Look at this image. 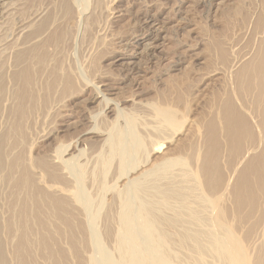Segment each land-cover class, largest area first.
Segmentation results:
<instances>
[{"label":"rangeland","instance_id":"rangeland-1","mask_svg":"<svg viewBox=\"0 0 264 264\" xmlns=\"http://www.w3.org/2000/svg\"><path fill=\"white\" fill-rule=\"evenodd\" d=\"M61 1L29 0L27 2V0H0V141L2 140V135L4 132L8 130V133L11 130L10 127L12 126L13 121H15V111L18 113L22 112L20 110L22 109L21 107L20 109H17L16 107V95L18 89L22 87L24 83V78L26 76L32 75V78H35L37 81V84L34 86V90L36 89V94L34 96L36 101L33 100L34 102H31L33 111L29 108L25 109L26 112L24 111V114H29H25L26 117H24V119L22 118L24 114L20 117L23 119L25 128L23 124L21 125L22 120L20 118L17 120L18 123L16 122L17 125L19 124L24 128L23 132H25V134H20L22 130H18V126L16 125V131L14 129L12 134H10L11 132L9 133V135H12L13 137L10 136L6 140L3 138L5 145H3L4 142L2 140L1 143L3 142V147L0 143V146L2 147H0V149L3 150V148H5V150H3L4 153L9 152L8 154L11 153V156L13 154H20L19 152L22 151V156L23 158L25 156V159L23 160L22 158L21 161L24 164H27L24 161H28L29 165H27L29 167L27 165L25 167L23 163L21 166H24L28 171H31V174L29 171L30 178L34 179L35 177V179L32 181L34 183L37 182L35 183L37 185H34L38 188L41 187L40 189H45V192L48 191L47 194L53 193V195L50 194L53 197L60 196V198H65L66 202L69 201L68 204L70 205L68 207L77 215V218L79 219L78 226H82L84 233L81 232L77 235H80V237L76 238V235L74 237L79 239L78 243L80 242L79 245L77 243V251L79 250V256L77 255V257L79 259L77 257L74 258V256H76L74 250H69L68 244H70V241L67 242L68 240L64 239V237L55 240L58 241L55 246L62 249L68 255L69 259H67V263L72 261L71 264H79L78 262H80V264H87L90 258H92L91 260L94 261H92L93 264H107V261L110 260L111 264H117L121 256V252H119L121 249L115 250L116 248H120L118 247V240L116 241V238L118 239V235L121 236V234L116 233V231L120 233L121 229H119V227H122H118V224L121 221L119 220L120 222H118L117 219H119L118 217L123 216V214L121 215L123 211L124 214H126V211H128V213L131 211V208L125 207L129 206L126 205L127 200L128 204H130V202H132L131 205L135 203L132 205V209L135 207L132 212L136 210L133 212V215L137 217V219L130 212L134 217V220H132L131 217L132 224H134L133 227H137H134L135 233H140V229L138 230V228L140 227L139 223H142L139 221V218L140 215H143V213L139 214L138 211H146V215H148V212L149 214L155 212L156 214L152 213L153 218L154 215L157 217L159 213H163L162 215L159 214L157 217L158 219L162 217L165 218V216V219H169V216H171L172 218L169 219L170 221L164 219V224H167L166 227H164V224H162L164 221L161 223L159 220L162 224L160 226L164 227L161 228V230L164 229V234L168 229V222L172 224L173 222H177L179 220L180 222L185 221L183 223L178 222L181 227L176 225V223L173 225L169 224L174 232L171 231L170 226V230H167L169 231L168 233L172 232L170 233V237L175 236V241H173L172 237V240L169 244L174 242V244L171 246L174 247L176 243L177 244L175 247L179 246V249L178 247L172 249L173 247L170 246L171 250L168 247L170 252L173 254L174 252L176 253L178 249L177 252L179 253H176L178 256L175 254L177 256L175 261L178 262V260H183L184 262L186 256H189L193 250L191 243L193 240L191 238L194 234L191 233V230L189 229L191 224L195 227L197 226L196 228L191 227L193 231L195 229L196 233H194L198 235V233L202 231L200 233L202 235V239L201 235L200 239L202 241H205L206 239L207 241L208 238L203 236V229L205 232L204 235L206 236H209V232L210 234H212L211 232L215 233L213 231V226L211 225L212 223L209 224L213 217L212 214H214V211L212 212L211 208H209V211L206 210V208L209 206L206 203V207H204L205 201L200 203L198 202L199 204L196 202V198L200 194L198 190L195 189L196 191H194L193 188V190L191 189V194H194L193 192L196 194L198 191V196L195 195L193 197L191 196L190 198L189 196L185 195L187 190L183 188L182 184H184V187L185 184H190L192 187L191 182H187L190 181L187 179L188 175H182V173L187 170V167L181 164V162H176L178 164H175V162L169 164L165 163L163 165L161 163L162 166L159 167H167L168 165L169 168H167L170 172H168L166 169L162 170L164 172L163 174H160V168L157 169L155 165L165 159V156L172 157L177 155L179 152L181 155L186 153H188L186 155H189V153L192 155L194 153L196 156L195 157L192 155L194 158L189 155L191 160L189 163L191 162L190 165L193 164L194 166L192 168L188 164V167L192 169L196 168L198 163H200L202 160L201 154L203 151L200 149L204 150L206 146V139L203 135V133H205L204 131L206 125L211 124V127L213 125L220 127L218 118H216V113L219 109L221 110L223 107H225L226 109L228 108L233 111L232 115L234 116H232V118L234 120L236 119L234 125L241 126L238 124H241L243 121H245L248 127L245 131L243 130L237 132L236 139H233V137L228 138L227 136L228 143L223 145L220 161L218 160V165L220 166V177L219 179L207 177V180L210 184V187L215 186L217 189L219 188L218 190H222L225 186L231 187L233 184L234 189L231 194L228 193V188V191H223L225 197L222 198L220 205L222 209H224V214L226 212L225 217L226 219H229V223H233V225L235 224V226H233L235 230L237 229L236 231L234 230L235 233L238 232L239 237H246L244 240L247 239V241H249V243L245 241L248 248L252 245L251 248L248 249L249 253L251 252L250 254L252 255L255 254V257L260 254L259 257L263 258H261L263 264L264 165H262V161L264 162V157L262 156L264 155V137L262 139L260 138L263 135L260 134L257 127L259 114L254 111L256 110V106L254 109L255 104L253 103L252 96L250 92H248L247 84L245 83L247 82V74L245 73V70L247 69L246 65L253 59L252 56H254V58L257 56L255 54H257L256 51H258L256 49H259L258 45L260 41L262 42L263 40L261 44L264 43V0H63V3L66 4V7L64 9L63 6L61 9H64L65 12L64 10L61 11V9H57L60 8L58 7V3ZM21 3H24L23 6H21ZM20 6L23 8H20ZM9 8L14 9L12 11V9L10 10ZM46 12H48L47 15H49L48 26L45 29L40 30L38 33L32 34V37L26 38L27 33H29L31 29L33 31V29L36 28L34 25H36V23L42 19V17L44 18L46 16ZM29 24L31 26H28ZM146 35H148L147 37L150 35V37L153 38L151 39L152 41L145 40L143 43L141 42L142 44L135 42L137 38L146 37ZM261 44L259 46H261ZM153 45L154 47H152ZM28 52H34V56L37 58L39 57L38 60L40 61L38 62H41L40 57H42V62L37 63L36 58L30 59L32 61L31 62L29 60L30 63L29 61L16 63V55L18 53L27 54ZM123 54H129L132 58L128 57L126 59H118L120 56H123ZM112 59L115 60L113 61ZM30 64L31 67L29 68L28 66ZM17 75L18 79L16 77ZM47 83L49 84V88L46 91L45 88ZM23 94L21 93L22 98L24 97ZM24 100H26V97H24ZM155 102L157 105H160L161 103L164 105L165 103L172 106L176 112V115H178L176 116V122L170 124L162 120L163 118L159 117L155 113L153 105L151 107V103L155 104ZM116 104H118V106ZM19 114L17 117H19ZM237 115L239 118L241 116L243 119H241L242 122L239 121L240 119ZM232 120L231 123H233ZM131 121H133L131 125L133 124L134 126L129 124ZM202 123H206L203 128ZM20 126L19 128H22ZM217 127L215 131L213 126L211 128L212 132H218L219 135L221 134V138L224 139L223 134ZM91 129L92 131H90ZM17 130L20 133H17ZM117 131H119L120 135ZM120 131L129 132L126 134L128 136H126L127 139L130 136L133 138L134 133L136 134L135 136L138 137H134L132 140L129 139L131 141L129 144L128 140V142L123 141L126 140L125 132L122 133ZM116 133L118 138L115 137ZM213 133H211V136L213 138L215 135V139L216 134ZM20 135H24V137L22 136L23 140L21 139ZM120 136L122 138H120ZM114 137L117 138L116 141ZM139 137L142 139L140 140ZM13 138H18L20 141H22H18V143H21L18 145L16 142L18 139L16 141L14 140L18 145L17 146L15 144L16 149L13 148L14 146H11L14 145L13 143H15L13 140V142L10 141V139ZM119 138L122 141L118 143L117 141H119ZM134 139H136L138 143ZM6 142L9 143V145L11 144V150L9 149L10 147L7 148L8 144ZM116 142L119 146H116L115 148V145H117ZM134 142L137 144H134ZM122 143L124 144L123 147ZM125 143L126 146L129 147V150L126 149ZM138 144L140 146L143 145L144 147L139 146L136 148ZM59 147L61 149H59ZM130 147H135L133 151H135L137 155H132L135 153ZM186 147L187 150L185 152ZM6 148L11 152L9 150L7 151ZM113 148L117 149L119 152L117 153V150ZM182 149L184 151H182ZM15 150L18 151L15 152ZM120 151H122V153H125V151L130 152H126L124 156ZM119 154H122L123 158L122 155L119 156ZM56 155L58 157H56ZM251 155L254 157H251ZM199 156L201 157V160L198 161ZM247 157H250L251 159H248ZM42 158L43 160L45 158L48 161L47 164H52V166L49 164L50 167L54 166L56 168L57 172L63 178V182L55 183L52 179H50L49 176L48 179L52 181H48L45 175L42 174L44 172L42 170L43 168L41 169L42 172L40 170V166H42L43 163ZM72 159H74V161ZM102 159H104V161ZM246 159H248V161ZM40 160H42V163L39 165L38 163H40ZM68 160L70 161L66 163ZM34 164H36V166ZM66 164L68 166H66ZM170 164H172V166H170ZM173 164H175V166H173ZM38 165L39 168H36ZM74 165L76 168H78V165H80L78 170H81L80 168L82 166L81 172L77 170L79 175L76 172ZM261 165L263 167H261ZM70 166H73L75 170L70 168ZM184 167L186 168L184 169ZM38 170L40 172H38ZM242 172L243 180L244 177L245 179L247 177V179L250 178V180L253 182L250 188H247L248 191L245 190L246 188H244V186L238 183L241 177L240 174ZM181 175L183 178L186 177V182H178H182L184 180H179L180 178L182 179ZM42 176H44L43 179ZM178 176L181 177L179 178ZM81 177L82 180H80ZM170 179L172 181L174 180V184L176 181L175 186L172 184L173 182ZM215 179H217V181ZM240 180H242V178ZM135 182H137V185H139V189H137V185L135 187ZM146 182L149 183L147 184ZM226 182H229V185H227ZM0 183V187H2V189L0 188V193H2L0 195V214H2L4 209L7 208H5V206L11 205L9 204L11 198L9 196H6V198L5 195H7L6 193H8V189L11 190L10 188L12 187L9 186L7 189L8 184H10L9 182L0 181ZM2 183L5 184L3 185ZM132 183H134V185H132ZM142 183H144V186H142ZM157 183L162 185L160 186V189ZM167 183L170 184V186H173L172 188H174L176 193L181 192L182 190L181 193H184L185 196L173 192L172 188L168 186ZM130 184L137 190L135 188L130 189ZM75 185L79 187L75 189ZM149 185H151V189L149 188ZM177 185H179L180 189H178ZM190 185H188V187ZM152 186L157 189L155 190ZM167 186L171 188L169 191L173 192V196L174 194H176V196L180 195L188 198V201L190 198V203L186 198H183L184 200L179 201L180 197L178 198L176 196H174V198L176 197V199H178H175L176 201L173 200L174 198L169 199L170 197H167V195L170 194L169 196H171L172 194H165V191L168 192L166 190L168 189ZM3 187H5V189ZM52 187L59 189L65 187V189L70 190L67 192L65 189V191L56 190L58 192L57 193L55 188L53 189ZM163 187H165V191L162 190ZM207 188L209 189V187ZM79 189L80 191H78ZM82 189L84 190L82 191ZM74 190L78 192H75ZM139 190L142 191V193L140 191L141 195H138ZM153 190H155L154 192L156 193H154ZM120 191H122V193ZM157 191L163 193L160 194L162 196L165 194L166 197L162 198L158 194L160 197L158 200V196H155L157 193H159ZM135 192H137V195ZM187 192H190V190L188 189ZM78 193H80V195ZM143 193H149L146 194V196L148 197L150 195L151 197L149 196L148 199ZM127 194L129 196L126 197ZM186 194L190 195V193ZM80 196L81 199H79ZM120 196L125 199V206L119 202V200L121 202L123 201ZM141 196L146 199V201L143 200V202L145 201V204L140 202L139 205L142 204L147 206L146 204H148L147 210H145L144 206L143 209L142 205H138V202L141 200L137 198H140ZM4 197L6 199H4ZM142 197L140 199H143ZM154 198L157 201H153L155 200ZM194 198L196 200H194ZM90 199H92V202H90ZM160 200L162 202L164 200H170L171 202H174V207L172 206L173 203L168 201L167 204L170 203L169 207L168 205H165V201L161 205L159 204ZM3 201L6 202V204L3 203ZM178 201L182 203V206L181 204L180 206L177 204ZM183 201H187L186 203H189L190 205L192 204V207H195L196 205L194 204L196 203L197 206L202 205L201 203H203L202 206L205 208V210H203L202 207V210L197 209V206V208H194L197 209L196 211L193 210V208L192 210L195 211V213L199 210L198 214L201 210V212H204L201 215L204 214L210 218L209 219L204 216L206 221L209 219L207 221L208 223L204 221L205 228H203L204 226L201 225L203 224V221L200 218L203 219V216L200 214L197 215L196 213V216H201L200 218L197 217L201 220L199 221L201 224L192 220L193 216L191 213H189L191 211L187 209L185 206L186 203ZM194 201L196 203H194ZM154 202L158 204H155ZM91 204H93V206ZM150 204H152V206ZM176 204L178 205L177 207H180L179 209L176 208ZM18 205L20 204L18 203ZM18 205H15L16 207H8L9 209L7 208L5 210L7 212H4L5 215L4 213L1 215L0 222L2 223L0 224H3L6 220L4 216L7 218L10 215L8 211L12 210L14 207L17 209ZM183 205L186 207L188 212L185 211L186 209L181 208ZM190 205L189 207H191ZM151 207H155L153 208L154 210L152 209L153 211H148ZM140 208H142L143 211ZM164 208H166L167 212ZM167 208H170V210L174 211L175 213L184 209L183 212H186V214L188 213L190 215V219H188V214L187 216L186 214H183V217L186 216L184 217L185 220L182 217L177 220L179 217L178 215L182 216V211H180V213L178 212L179 214L176 213L177 215L175 214L174 217L177 218L175 219L173 217L174 214ZM174 208L178 210L175 211ZM125 209L128 210L125 211ZM93 210H95V213ZM88 211L89 213H87ZM119 211L122 212L120 213ZM206 211L210 212L209 216L207 215ZM236 212L237 214H235ZM86 214L91 216L88 217ZM94 215L97 217H94ZM160 215L162 217H160ZM143 216H145V214ZM143 216H141V220H143ZM88 218H90V220ZM174 219L176 221H173ZM133 221H136L137 223H133ZM186 221L188 222L186 223ZM193 221L195 223H192ZM135 223L136 225L138 224L139 227L136 226ZM182 225L187 227L189 225L188 230L190 231L188 232V230L183 229L184 226ZM209 225H211L210 228ZM198 226L200 227L198 228ZM173 227L175 228L173 229ZM117 228L118 230H116ZM175 229L178 232L181 229L186 230L187 232L180 231L182 232L181 234ZM206 229H209V231ZM110 231H112V233ZM175 231L178 234L175 233ZM18 232H15V234L13 233L14 235H9L5 232H1L0 234V240L4 243L3 245V243L0 242V245L2 244V247H6L5 251L7 255L5 254V256L9 258L8 259L5 257L4 262L7 264H14V261L11 259L13 250L11 251L10 247L11 245L14 247L13 243L15 241L18 242L16 240L18 234H20ZM107 232H109V234H107ZM185 233H188L189 235ZM140 234H138V236L136 234L138 238H136L138 241L137 244H140L138 245L140 247L145 246L146 248L144 247V249H147V246H150L151 244L147 238L149 236L145 235L147 233ZM143 234L144 236L142 238ZM183 234L184 237L185 235L188 237L185 242H190V246H188L189 244H186L185 242L184 243L186 246L185 244H183V246L180 245L178 243L179 240L176 242V240L179 239L176 238V236L181 238V236L183 237ZM139 235L142 239L139 237ZM190 235L191 238L189 239ZM88 236L90 238L92 237L93 240L90 238L88 239ZM95 236L100 238H96ZM145 237L148 239H146L148 241L147 243ZM169 238H167L168 241L171 239ZM91 240L94 242L93 244ZM204 241L201 243L202 245L204 244ZM96 243L99 245V247L96 245ZM142 247L140 249L144 250ZM151 247L152 246H150L151 251H148V249L145 251L149 253V257L152 254L153 257H155L157 254V257L160 251H157V253ZM181 248L186 250L183 251ZM254 248L255 251L257 248L259 250L257 249L258 251L255 253ZM100 249H102L101 255ZM187 250L191 251H189V255H187ZM93 251H96V254H94ZM109 252L110 254L108 255ZM150 252L152 253L151 255ZM182 252H186V256H184L185 254H182ZM90 253L91 257H89ZM145 253H143V255L147 256V253ZM104 254L105 256L107 254L106 258H103ZM111 254L112 259L115 258L116 260L110 259ZM173 254V258H176ZM179 254L182 255V258L180 259H178L180 257ZM108 256L110 258H108ZM206 257L209 259L211 258V256ZM42 259L43 258H38L36 262L39 261L41 264H47L45 261H43L44 259ZM74 259H82L83 262L81 263L82 260H77L75 262ZM105 259H107L106 262ZM188 259L190 258H187V260ZM209 259H207V261ZM39 262L37 263L39 264ZM172 262L174 263V261ZM183 262H178V264H183ZM208 262L213 263L215 261H213L212 258V260L210 259ZM188 264H190V262Z\"/></svg>","mask_w":264,"mask_h":264},{"label":"bare ground","instance_id":"bare-ground-1","mask_svg":"<svg viewBox=\"0 0 264 264\" xmlns=\"http://www.w3.org/2000/svg\"><path fill=\"white\" fill-rule=\"evenodd\" d=\"M29 0H27V2H28ZM61 1V0H60ZM17 2V1H16ZM16 2H13V3H16ZM23 2H25V1H23ZM12 3V2H11ZM18 3V2H17ZM26 3V2H25ZM22 4V3H21ZM20 4V5H21ZM24 4V3H23ZM23 4L21 5V6H23ZM11 6V5H10ZM19 6V5H18ZM20 6V8H23V7H21ZM64 6V9H65V7H66V4H64L63 3V0L60 2V3H58V7H60V8H57V9H61L62 7ZM16 7V6H15ZM5 8V7H4ZM8 8V7H7ZM19 8V7H18ZM10 9V8H9ZM12 9V11H13V9L14 8H11ZM10 9V10H11ZM47 9V8H46ZM64 9H61V11H63ZM44 10V9H43ZM47 11V10H46ZM64 12H65V10H64ZM0 13H1V11H0ZM8 13H9V11H8ZM42 13L44 14V12L42 11ZM47 13L48 12H46V16L43 18L42 17V19H38L39 21L36 23V25H34V27H36V28H34L33 29V31H32V29H31V31L29 32V33H27V35H26V38H30V37H32V34H36V33H38L40 30H42V29H45L47 26H48V24H49V15H47ZM38 14V13H37ZM40 15V14H39ZM44 16V15H43ZM151 16V15H150ZM36 19V18H35ZM53 19V18H52ZM37 20V19H36ZM152 23V22H151ZM31 24H33V23H31ZM25 26V25H24ZM28 26H31L30 24L28 25ZM27 26V27H28ZM26 27V28H27ZM24 28V27H23ZM22 28V29H23ZM153 28H155V27H153ZM154 30H157V29H154ZM23 32V31H22ZM35 36V35H34ZM148 35H146V37H141V38H137L136 40H135V42L136 43H140V44H142L143 43V41H145V40H151V39H153V38H151L150 37V35H149V37H147ZM152 36V35H151ZM163 38V37H162ZM155 39V38H154ZM264 39V38H263ZM152 41V40H151ZM151 41H149V42H151ZM142 42V43H141ZM262 42H263V40H262ZM261 41H260V43H259V45L262 43ZM146 44V43H145ZM144 44V45H145ZM156 45V44H155ZM258 45V47H259V49H256V50H258V51H256V53L257 54H255V55H257V56H255V58H254V56H252V60H251V62H249L247 65H246V70H245V73L247 74V82H245L246 84H247V89H248V92H250V94H251V96H252V100H253V103L255 104H253L254 105V109H255V106H256V110H254V111H256L258 114H259V120L257 121V127H258V129H259V132H260V134H262L263 136L262 137H260L261 139L264 137V50H263V47H264V43L263 44H261V46H259ZM157 46V45H156ZM140 47V46H139ZM143 47V46H142ZM152 47H154V45L152 46ZM149 48V47H148ZM151 48V47H150ZM143 50H144V48H143ZM121 52V51H120ZM33 53V54H32ZM131 53V52H130ZM129 53V54H130ZM139 53V52H138ZM129 54H127V55H124L123 54V56H120L118 59H126V58H130L131 57V55H129ZM133 55V54H132ZM37 57L36 56H34V52H28L27 54L26 53H18L17 55H16V63H22V61L24 62H27V61H29L30 59H36ZM116 58V59H117ZM132 58V57H131ZM39 59V57L36 59L37 61V63H41L42 62V57H40V59H41V62H38V61H40V60H38ZM117 59V60H118ZM113 60V59H112ZM115 60V59H114ZM113 60V61H114ZM31 61V60H30ZM30 61H29V63H30ZM121 61V60H120ZM119 61V62H120ZM123 61V60H122ZM32 62V61H31ZM123 62H125V61H123ZM128 63V62H127ZM132 63V62H131ZM33 64V63H32ZM129 64H130V62H129ZM245 66V65H244ZM29 68L31 67V64L28 66ZM27 67V68H28ZM17 77V79H18V75L16 76ZM35 79V78H34ZM34 79L32 78V75L30 76H26L25 78H24V83H23V85H22V87H20L19 89H18V92H17V102H16V107H17V109L19 108L20 109V107L22 108V109H20L22 112L19 114L18 112H16L15 111V114H16V116H15V114H14V120L15 121H13V124H12V128L10 127V132H8L7 133V131H5L4 132V137H3V135H2V140H3V138L6 140L7 138H9L10 136H12V135H9V133L10 134H12V132L14 131V129H15V131H16V125H17V120L24 114V111H25V109H31L32 111H33V107L31 106L32 104H31V102H34V101H36V98L34 97L35 96V94H36V92H35V90H34V86L37 84L36 82V79H35V81H34ZM46 83V82H45ZM28 88V89H27ZM48 88H49V84L47 83V85H46V88H45V90L47 91L48 90ZM97 88V87H96ZM21 93L23 94V93H25V94H23L24 95V97H26V100H24V97L22 98L21 96ZM100 93V92H99ZM105 93V92H104ZM35 98V99H34ZM95 99V98H94ZM34 100V101H33ZM109 100V99H108ZM112 100V99H111ZM107 101V100H106ZM90 102V101H89ZM100 102V101H99ZM114 103V102H113ZM105 104V103H104ZM158 104H160V103H158ZM162 104V103H161ZM157 105V103L155 102V104H153V103H151V107H152V105H153V108H154V110H155V113L159 116V117H161V118H163L162 120H164V121H166V122H168V123H174V122H176V116H178V115H176V112H175V110L172 108V106H170V105H168V104H165L164 103V105L162 104V105ZM34 105V104H33ZM115 105V104H114ZM117 106H118V104H116ZM27 107V108H26ZM30 107H32V108H30ZM109 109H111V108H109ZM118 109V108H117ZM31 110H29V111H31ZM153 110V109H152ZM28 111V110H27ZM119 111H120V109H119ZM118 111V112H119ZM26 112V111H25ZM100 112V111H99ZM106 112V111H105ZM32 113V112H31ZM30 113V114H31ZM116 113H117V111H116ZM232 113H233V111L232 110H230V109H226L225 107H223L221 110L219 109L218 111H217V113H216V118H218V122L220 123L219 125H220V127L218 126L217 127V125L215 126V125H213L214 126V130L216 129V127L219 129V131H221V133L223 134V137H224V139L223 138H221V134L219 135V133L218 132H214L215 134H216V137H215V139H214V136H213V138H212V136H211V133H213L212 132V127H211V124L209 125H206V123L205 124H203V126H202V128L204 127V125H206V128H205V133H203V135H204V138L206 139V146H205V148H204V150L203 149H200V150H202L203 152H202V160H201V157L199 156L198 157V161L199 160H201V162L200 163H198V166L196 167V168H194V169H192L193 168V164L192 165H190L191 164V162L189 163V161H191L190 160V156H192V155H194V153L192 154V155H190L191 153H189V155H186V154H188V153H186V154H180V152L177 154V155H174V156H172V157H167V156H165L166 158L165 159H163L162 161H160L159 163H160V165H159V163L157 164V165H155V167H157V169H159L160 167L159 166H162L163 164H169V163H172V162H175V164H178V163H176V162H181V164H183L184 166H186L187 167V170L185 171V172H179V173H182V175L183 174H186V176L188 175V178L187 179H189L190 181H187V182H191V184H192V187H191V185L190 184H188V185H190L189 187H188V185L187 184H185V187H184V184H182L183 185V188H185L187 191H188V189L190 190V192H187L186 191V193H190V195H188V194H186L185 193V195L186 196H189L190 198H191V196L193 197V196H195V195H197V194H199V192H200V194H199V198L197 197H195L194 198V200H196V202L198 203H200V202H204L205 201V205H204V207H206V203H207V205L209 206L208 208H206V210H208L209 211V208H211V210H212V212L214 211V214H212L213 215V217H212V219H211V221L209 222V224L210 223H212L211 225L213 226V231L215 232V233H213V232H211L212 234H210V232L208 233L209 234V236H206V235H204V229H203V236L206 238H208L207 239V241H206V239H205V241H204V244L202 245L201 243L203 242L201 239H202V235L200 234V233H198V235L197 234H195L196 233V231H195V229H194V231L192 230V228L191 227H195V226H193L192 224L190 225V223H189V225L191 226V227H189V225H188V227H189V229L191 230V233H193L194 235L192 236V238H191V235H190V237H189V239L191 238L192 240H193V242H191L192 243V246H193V250H192V248H191V250H192V252L190 253L188 250H187V252H188V254L187 255H189V253H190V255H191V257H190V255L189 256H186V252L184 253V252H182V254L184 253L185 255L184 256H186V258H185V260H184V262L187 260V258H190V259H188L185 263L183 262V260L181 261V260H178V262L180 263V262H183V264H188L189 262H190V264H262V257H259L260 256V254H258V256L257 257H255L254 255H252V254H250L249 253V248H251V246L248 248V246H247V244H246V242L245 241H247V239L246 240H244L246 237H244V236H238V232L237 233H235V231L237 230H235V228L233 227V226H235V224L233 225V223L231 224V223H229V219H226V217H225V214H226V212H225V214H224V209H222V207H221V205H220V202H222V198L223 197H225L224 196V194H223V191H225L226 192V190H227V188L229 189V191H228V193H232V191H233V189H234V187H233V184L231 185V187H228V186H225L222 190H218L214 185V187H210V184L208 183V180H207V177L208 178H210V177H212V178H217V179H219V177H220V170H219V168H220V166L218 165V162L220 161V155H221V150H222V148H223V145H225V144H227L228 143V138H230V137H233V139H236V133L237 132H240V131H245V130H247V127H248V125L246 124V122L245 121H241V116H240V118H239V116H238V118L240 119L239 121H241L242 123L241 124H238V125H241V126H236V125H234L235 124V121H236V119L234 120L233 118H232V116H234V115H232ZM18 114H19V117H17L18 116ZM25 114H29V113H25ZM25 114H24V116L22 117L23 119H24V117H26L25 116ZM95 114V113H94ZM99 114V113H98ZM118 115V114H117ZM93 116V115H92ZM236 116V117H237ZM96 117V116H95ZM129 117V116H128ZM158 117V118H159ZM22 118H20L21 120H22V123H21V125L24 123L23 122V119ZM85 118V117H84ZM94 118V117H93ZM131 118V117H130ZM129 118V119H130ZM158 118H156V119H158ZM178 118V117H177ZM132 119V118H131ZM130 119V120H131ZM233 119V120H232ZM89 120V119H88ZM128 120V119H127ZM159 120V119H158ZM231 120L233 121V123H231ZM243 120V119H242ZM25 121V120H24ZM17 122V123H16ZM19 122H21V121H19ZM158 122H160V121H158ZM245 122V123H244ZM127 123H129V122H127ZM131 123H133V121H131L129 124L131 125ZM237 124V123H236ZM24 125V124H23ZM130 125H128V126H130ZM133 125V124H132ZM131 125V126H132ZM18 126V130H22V132L24 131L23 129L25 128V125H24V128L22 127V126H20L19 124L17 125ZM19 126L20 127H22V128H19ZM130 126V127H131ZM134 126V125H133ZM162 126V125H161ZM163 126H164V123H163ZM128 128V127H127ZM162 128V127H161ZM130 129V128H129ZM132 129V128H131ZM159 129V128H158ZM18 130H17V133H20V132H18ZM120 130V129H119ZM88 131V130H87ZM90 131H92V129L90 130ZM135 131V130H134ZM216 131V130H215ZM20 133V134H25V132H23V133ZM94 132V131H93ZM116 132V131H115ZM115 132H114V134H115ZM118 132V134H119V131H117ZM120 132H122V131H120ZM125 132V138H126V134H127V132L128 131H124ZM124 132H122V133H124ZM129 132H130V130H129ZM128 132V133H129ZM133 132V131H132ZM249 132H250V128H249ZM87 133V132H86ZM85 133V134H86ZM95 133V132H94ZM134 133V132H133ZM213 133V134H214ZM14 134H15V132H14ZM131 134V133H130ZM94 135V134H93ZM120 135V134H119ZM122 135V134H121ZM132 135V134H131ZM136 134L134 133V137H138V136H135ZM5 136H6V138H5ZM19 136V135H18ZM23 137H24V135H22ZM22 136L20 135V137H21V139L23 140V138H22ZM113 136V135H112ZM123 136V135H122ZM132 136V137H133ZM227 136H228V138H227ZM13 137V136H12ZM17 137V136H16ZM15 137V138H16ZM115 137H117L118 138V136H117V133H116V136ZM114 137V139H115V141H116V139L117 138H115ZM128 137V136H127ZM133 137V138H134ZM203 137V136H202ZM112 138V137H111ZM120 138H122L121 136H120ZM120 138L118 139L119 141H117L118 143L120 142V141H122V140H120ZM124 138V137H123ZM133 138H131V136L127 139L126 138V140H123V141H127L129 144L131 143V141L130 140H132ZM140 138V137H139ZM138 138V139H139ZM18 139V138H17ZM17 139H10V141H16ZM113 139V140H114ZM130 139V140H129ZM142 138H140V140H141ZM204 139V140H205ZM260 139V140H261ZM1 140V141H2ZM112 140V139H111ZM135 141H136V139H134ZM133 140V141H134ZM140 140H139V142H140ZM1 141H0V143H1ZM9 141V140H8ZM7 141V142H8ZM12 141V142H13ZM14 141V142H15ZM18 141H20L19 139L16 141L17 143H18ZM132 141V142H133ZM236 141V140H235ZM262 141V140H261ZM3 142H4V140H3ZM2 142V143H3ZM6 142V143H7ZM16 142L15 143H13L14 145H11L13 148H15L16 149ZM20 142H22V141H20ZM116 142V143H117ZM126 142V143H127ZM137 143H138V141H136ZM209 142V143H208ZM2 143H1V146L3 147V145H5V142H4V144L2 145ZM113 143V142H112ZM115 143V144H116ZM118 143H117V145H115V148H116V146L118 147L119 145H118ZM126 143H125V147H126V149L127 150H129V147L128 146H126ZM137 143H135L134 142V144H137ZM143 143V142H142ZM263 143H264V138H263ZM8 145H7V148L8 147H10L9 149L11 150V146L9 145V143H7ZM16 144V145H15ZM21 143H18V145H20ZM111 144V143H110ZM133 144V145H134ZM17 145V146H18ZM123 143H122V147H123ZM0 146V147H1ZM112 146V145H111ZM136 146V145H135ZM140 145L138 144L137 146H136V148H138ZM143 146V145H142ZM142 146H140V147H142ZM263 146V145H262ZM1 147V148H2ZM5 147V146H4ZM121 147V146H120ZM144 147V146H143ZM7 148H6V150H7ZM115 148H113V149H115ZM131 148V147H130ZM135 148V147H134ZM134 148H131L132 149V151H133V149ZM202 148V147H201ZM264 148V147H263ZM8 149V150H9ZM20 149V148H19ZM59 149H61L60 147H59ZM118 149H120V148H118ZM183 149H184V147H183ZM182 149V151H184ZM189 149V148H188ZM3 150H5V148H3ZM2 149H0V181L2 182V181H4V182H9L10 184H8V186H7V189H8V187L9 186H11L12 188H10L11 190H9L8 189V191H7V189H6V191L8 192V193H6L7 195H5V197L7 196H9L10 198H11V200H10V203L9 204H11V205H8V206H5V208L7 207H13V206H15V205H18V203L20 204V205H18V207H17V209L14 207V208H12V210H10L11 211V213H10V211H8L9 212V216L6 218V216H4V218L6 219L5 221H4V223L3 224H0V234H1V232L3 233V232H5L6 234H15V232H18V233H20V234H18V236H17V241L18 242H14L13 243V245H14V247H12V245H11V251H12V254H11V259L14 261L13 263L14 264H38L37 262H39V261H37L36 262V260L38 259V258H43L42 260L43 261H45L47 264H71V262H69V263H67V259H69V257H68V255L62 250V249H60V248H57L55 245L57 244V242L58 241H55V240H58V239H60V238H63L64 237V239H66V240H68L67 242H69L70 244H68V248H69V250H74V253H75V255L76 256H74V258L75 257H77V255H78V252H79V250L77 251V243H78V240L79 239H76L77 237H80V235L79 236H77L79 233H81V232H83L84 233V230H83V228H82V226H78V223H79V219L77 218V215L72 211V210H70V208L68 207L70 204H68L69 203V201L68 202H66L65 200V198L63 199L62 197L60 198V196L59 197H53V196H51L50 194H52L53 195V193H48L47 194V192L48 191H46L45 192V189H40V188H38L37 186H35V185H37V184H35V183H37V182H33L32 180H34L35 179V177H34V179L33 178H30V175H29V171L27 170V168H25L26 167V165L28 164L29 165V162L27 161H24L25 163H27V164H24L22 161H21V159L23 158V154H22V151L21 152H19L20 154H17V155H15V154H13L12 156H11V153L10 154H8L9 152H6V153H4V151H3ZM7 150V151H8ZM9 150V151H10ZM115 150H117V149H115ZM186 150H187V147H186V149H185V152H186ZM18 151V150H17ZM16 150H15V152H17ZM20 151V150H19ZM59 151V150H58ZM123 151V150H122ZM122 151H120L121 153H122ZM131 151V150H130ZM130 151H125V153L126 152H130ZM137 151V150H136ZM139 151H140V149H139ZM190 151V150H189ZM11 152V151H10ZM113 152H114V150H113ZM117 153L119 152L118 150L116 151ZM134 153H135V151H133ZM13 153H14V151H13ZM60 153V152H59ZM125 153H122L124 156H125ZM177 153V152H176ZM175 153V154H176ZM183 153V152H182ZM121 154V155H122ZM128 154V153H127ZM126 154V155H127ZM10 155V156H9ZM22 157H21V156ZM120 154H119V156H121ZM123 155H122V158H123ZM132 155H137L136 153L135 154H132ZM248 155H250V154H248ZM133 156V157H134ZM195 156V155H194ZM243 156H244V154H243ZM262 156V155H261ZM12 157V158H11ZM56 157H58L57 155H56ZM55 157V158H56ZM129 157V156H128ZM193 157V156H192ZM196 157V156H195ZM251 157H254V156H252L251 155ZM262 157H264V155L262 156ZM261 157V158H262ZM10 158V159H9ZM125 158V157H124ZM130 158H131V156H130ZM130 158H128V159H130ZM194 158V157H193ZM241 158V157H240ZM248 158V157H247ZM25 159V156H24V158H23V160ZM59 159V158H58ZM192 159V158H191ZM248 159H251L250 157L248 158ZM248 159H246L247 161H248ZM253 159V158H252ZM42 160H43V158H42ZM42 160H40L39 162L40 163H38L39 165L42 163V166H40L41 168H40V170L42 169L44 172L42 173L43 175H45V177L48 179L49 177H50V179H52L53 180V182H63L64 180H63V178L60 176V174L57 172V170H56V168L53 166V167H50L49 166V164L52 166V164L51 163H49V164H47L48 163V161L44 158V160H46V161H42ZM62 160H63V158H62ZM73 161H74V159H72ZM103 161H104V159H102ZM120 160V159H119ZM121 160H123V159H121ZM132 160V159H131ZM130 160V161H131ZM193 160V159H192ZM219 160V161H218ZM241 160V159H240ZM263 160V159H262ZM42 161V162H41ZM65 161V160H64ZM70 160H68V161H66V163L67 162H69ZM102 161V162H103ZM106 161V160H105ZM126 161V160H125ZM246 161V162H247ZM46 162V163H45ZM60 162H62V161H60ZM127 162V161H126ZM128 162H129V160H128ZM133 162V161H132ZM24 164L25 165V167L23 166H21V164ZM36 163V164H37ZM77 163V162H76ZM108 163V162H107ZM120 163H121V161H120ZM122 163H124V162H122ZM131 163V162H130ZM161 163H162V165H161ZM264 162L262 161V165H264L263 164ZM36 164H34L35 166H36ZM65 164V163H64ZM73 164V163H72ZM75 164V163H74ZM175 164H173V166H175ZM181 164H180V166H181ZM188 164L190 165V167H192V168H190V167H188ZM27 165V166H28ZM31 165V164H30ZM39 165H38V167H36V168H39ZM106 165V164H105ZM122 165V164H121ZM129 165V164H128ZM261 165V167H263ZM32 166V165H31ZM35 166H34V168H35ZM65 166V165H64ZM66 166H68L67 164H66ZM75 166V165H74ZM127 166V165H126ZM166 166V165H165ZM170 166H172V164H170ZM29 167V166H28ZM80 167V165H78V168ZM122 167V166H121ZM167 167L169 168V166L167 165ZM167 167H162V168H160L159 170H161V172H160V174H163L164 172L162 171V170H168V168ZM186 167H184V169L186 168ZM33 168V167H32ZM70 168H73V166L71 167L70 166ZM75 169H76V172H77V170H78V168H76V166L74 167ZM73 168V169H74ZM123 168H124V166H123ZM122 168V169H123ZM170 168H172V167H170ZM182 168V167H181ZM29 169V168H28ZM56 171H55V170ZM67 169H68V167H67ZM74 169V170H75ZM81 170H82V166H81V168H80ZM104 169V168H103ZM129 169V168H128ZM42 170H41V172H42ZM73 170V171H74ZM81 170H78V171H80L81 172ZM145 170V169H144ZM182 170V169H181ZM103 171V170H102ZM126 171V170H125ZM147 171H148V169H147ZM183 171V170H182ZM248 171V170H247ZM246 171V172H247ZM34 172V171H33ZM38 172H40L39 170H38ZM46 172V173H45ZM76 172H75V174H76ZM144 172V171H143ZM145 172H146V170H145ZM144 172V173H145ZM166 172V171H165ZM168 172H170L169 170H168ZM245 172V171H244ZM45 173V174H44ZM78 173V172H77ZM143 173V174H144ZM30 174H31V171H30ZM34 174V173H33ZM73 174V173H72ZM83 174V173H82ZM81 174V175H82ZM168 174V173H167ZM178 174V173H177ZM242 174H243V172L240 174L241 175V177H240V179L242 178V180H240L239 179V181H238V183L240 184V185H242V186H244V188H246L245 190L246 191H248V189L250 188V186H251V184L253 183L251 180H250V178H248L247 179V177H246V179H245V177H244V180H243V177H242ZM248 174V173H247ZM246 174V175H247ZM78 175H79V173H78ZM141 175V174H140ZM170 175V174H169ZM178 175H180V174H178ZM181 175V176H182ZM39 176V175H38ZM49 176V177H48ZM74 176V175H73ZM75 176H77V175H75ZM167 176V175H166ZM171 176H173V175H171ZM180 176V177H181ZM32 177H33V175H32ZM43 177L44 176H42V179H43ZM79 177V176H78ZM82 177H83V175H82ZM82 177H81V179L80 180H82ZM135 177V176H134ZM176 177V176H175ZM175 177H174V179H175ZM179 177V176H178ZM177 177V178H178ZM179 177V178H180ZM137 178V177H136ZM178 178V179H179ZM186 178V177H185ZM185 178H183V176H182V179L180 178L179 180H183L182 182H180V181H178L177 179V181L179 182V183H184V181L186 182V180H185ZM4 179V180H3ZM40 179V178H39ZM45 179V178H44ZM50 179H48V181H52V180H50ZM74 179V178H73ZM217 179H215L216 181H217ZM79 180V179H78ZM133 180H135V179H133ZM132 180V181H133ZM171 180V179H170ZM211 180V179H210ZM46 181V180H45ZM130 181V180H129ZM131 181V182H132ZM136 181V180H135ZM139 181H140V179H139ZM142 181V180H141ZM172 181V180H171ZM171 181H170V184H171ZM174 181V180H173ZM172 181V182H173ZM212 181V180H211ZM74 182H78V181H74ZM82 182V181H81ZM138 182V181H137ZM137 182H135V187H136V185H137ZM150 182V181H149ZM149 182H146L147 184L149 183ZM156 182V181H155ZM154 182V183H155ZM207 182V183H206ZM241 182V183H240ZM50 183V182H49ZM126 183V182H125ZM125 183H124V185H125ZM145 183V184H146ZM151 183V182H150ZM178 183V184H179ZM227 183V185H229L228 183L229 182H226ZM1 184V183H0ZM3 185L5 184V183H2ZM35 184V185H34ZM75 184V183H74ZM81 184V183H80ZM129 184V183H128ZM144 183H142V186H144L143 185ZM152 184V183H151ZM168 184V183H167ZM170 184H168V186H170ZM174 186H175V184H176V181H175V184H174V182L172 183ZM209 184V185H208ZM212 184V183H211ZM7 185V184H6ZM6 185H5V187H6ZM53 185V184H52ZM58 185V184H57ZM123 185V186H124ZM131 185V184H130ZM132 185H134V183H132ZM132 185H131V188L130 189H132V188H135L134 186L132 187ZM157 185H158V187H159V189H160V186H162V185H159L158 183H157ZM180 185V184H179ZM179 185H177L178 186V189H180V187H179ZM2 186V185H1ZM48 186V185H47ZM50 186V185H49ZM76 186V185H75ZM127 186H129V185H127ZM126 186V187H127ZM148 186V185H147ZM150 186L151 185H149V188H150ZM153 186H154V184H153ZM152 186V187H153ZM167 186V187H168ZM176 186V187H177ZM186 186H187V188H186ZM209 187V189L207 188V187ZM5 187H3L4 189H5ZM51 187V186H50ZM77 187H79V186H76V188L75 189H77ZM137 189H139V185H137ZM157 187V186H156ZM166 187V186H165ZM165 187H163L162 188V190L163 191H165ZM171 188L173 187V186H170ZM175 187V188H176ZM249 187V188H248ZM1 189H2V187H0ZM53 189L55 188V191L57 190V191H61V190H64L65 189V187L64 188H61V189H59V188H56V187H52ZM83 188H84V186H83ZM148 188V189H149ZM155 190L157 189V188H155V187H153ZM171 188H169L168 187V189H166L168 192H166L165 191V194H167V193H173V192H175L176 193V191H174V188H172V191L173 192H170L169 191V189H171ZM182 188V187H181ZM194 189V191H196V190H198L197 192H196V194H195V192H193L194 194H191L192 192H191V189ZM222 188V187H221ZM248 188V189H247ZM0 189V190H1ZM128 189H129V187H128ZM136 189V188H135ZM136 189V190H137ZM146 189H147V187H146ZM151 189V188H150ZM158 189V190H159ZM177 189V188H176ZM175 189V190H176ZM192 189V190H193ZM196 189V190H195ZM44 190V191H43ZM66 190V192L67 191H69V190H67V189H65ZM64 190V191H65ZM84 189H82V191H83ZM124 190V189H123ZM126 190V189H125ZM145 190V189H144ZM143 190V191H144ZM155 190H153V192L155 191ZM9 191H10V193H9ZM54 191V192H55ZM56 191V192H57ZM75 191V190H74ZM78 191H80V189L78 190ZM78 191H75V192H78ZM140 191L141 190H139V193H138V195H141V193H142V191H141V193H140ZM148 191V190H147ZM161 191V190H160ZM160 191H157V192H159V193H157L156 195L154 194V193H156V192H154L153 194L157 197L158 196V200L160 199V197H159V195L160 194H163V193H160ZM1 192V191H0ZM65 192V193H66ZM121 193H122V191H120ZM181 192H182V190H181ZM181 192H178V193H176V194H182L183 196H185L184 195V193H181ZM184 192V191H183ZM58 193V192H57ZM60 193V192H59ZM82 193V192H81ZM85 193H86V191H85ZM126 193H127V191H126ZM137 192H135V194H136ZM150 193V192H149ZM149 193H143L144 194V196H146V194H149ZM2 193H0V195H1ZM3 194H4V191H3ZM9 194V195H8ZM79 195H80V193H78ZM83 194H84V192H83ZM131 194V193H130ZM133 194V193H132ZM152 194V195H153ZM159 194V195H158ZM160 195L162 198H165L166 197V195ZM176 194H174V196H176ZM54 195H56V194H54ZM77 195V194H76ZM79 195H77V196H79ZM125 195V194H124ZM137 195V194H136ZM170 195V194H169ZM169 195H167V197H170L169 199H173L174 198V196H173V194L171 195V196H169ZM176 196V197H182L181 199L179 198V201L180 200H184L183 198H186V197H183V196ZM58 196V195H57ZM127 196H129L128 194L126 195V197ZM150 196V195H149ZM148 196V197H149ZM4 197V199H6ZM85 197V196H84ZM121 197V196H120ZM119 197V198H120ZM132 197V196H131ZM134 197H135V195H134ZM142 197V196H141ZM140 197V198H141ZM147 197V196H146ZM147 197V198H148ZM151 197V196H150ZM154 197V196H153ZM155 197V198H156ZM172 197V198H171ZM176 197L173 199L174 201H176V200H178V199H176ZM244 197H246V196H244ZM79 198V197H78ZM77 198V200L79 201V199H81V196H80V198L78 199ZM90 198V197H89ZM136 198V197H135ZM135 198H134V201H135ZM140 198H137V199H139V200H141V201H139L138 202V205H139V203L140 202H142V204H145L144 202L146 201V199H144L143 197V199H140ZM154 198V199H155ZM161 198V199H162ZM190 198H189V201H191L190 200ZM75 199H76V197H75ZM84 199V198H83ZM121 199H123V201L121 202L120 200H119V202L123 205V206H125L124 204H126V202H125V199L123 198V197H121ZM149 199V198H148ZM166 199H168V198H166ZM176 199V200H175ZM187 199V201H188V198H186ZM193 199V198H192ZM200 199H202V200H200ZM3 200V199H2ZM9 200V199H8ZM88 200V199H87ZM91 200V201H90ZM89 201L90 202H92V199H90ZM127 200V199H126ZM143 200H145L144 202H143ZM163 200V199H162ZM200 200V201H199ZM245 200V199H244ZM0 201H1V196H0ZM6 201V200H5ZM132 201V200H131ZM150 201H151V199H150ZM153 201H157L156 199L155 200H153ZM152 201V202H153ZM165 201V200H164ZM163 201V202H164ZM168 201V200H167ZM167 201H165L164 203H165V205L167 206L168 205V207H169V205H170V203H173L172 204V206L174 207V202H171L170 200L168 201V202H170L169 204H167ZM178 201V202H179ZM187 201H183V202H187ZM188 201V202H189ZM81 202V201H80ZM130 202V201H129ZM148 202H149V200H148ZM147 202V203H148ZM161 202V203H160ZM160 202H159V204H161L162 205V201L160 200ZM177 202V204H179V206H180V204H181V206H182V203H178ZM195 201H194V203H196ZM3 203H5L6 204V202H4L3 201ZM2 203V204H3ZM7 203H8V201H7ZM17 203V204H16ZM131 203L132 202H130V204H128V200H127V204L126 205H129V206H125V207H129V208H131V213H132V215L134 214L133 212L134 211H136V210H134L133 212H132V210L133 209H135V207L132 209V205H134V204H132L131 205ZM150 203V202H149ZM155 204H158V203H156V202H154ZM153 203V204H154ZM185 203H183V204H185ZM190 203V202H189ZM189 203H186V207H187V209H189L191 212H189V213H191L192 214V216H193V219L192 220H194V221H196V222H199V221H203V224H201V222H199L201 225H203L204 226V221L205 222H207L210 218L209 217H207L206 215H201L202 213H204L203 211L201 212V210L203 209V210H205V208H203V203H201L202 205H199V206H197V203L196 204H194V205H196L195 207L197 208V209H201V207H202V209L200 210V212H199V214L201 215V216H203V219L202 218H200V217H198V216H196V213H197V215H199L198 214V211L195 213V211L197 210V209H194L195 207H192ZM198 203V204H199ZM14 204V205H13ZM82 204H83V200H82ZM84 204H85V202H84ZM88 204H89V202H88ZM141 204V205H142ZM154 204V205H155ZM176 204V208H180V207H177L178 205ZM187 204H189L191 207H189V205H187ZM92 206H93V204H91ZM141 205H139V206H141ZM147 206H144V205H142V208H143V206H144V208H145V210H147V208H148V204H146ZM151 206H152V204H150ZM164 205V204H163ZM193 205V206H194ZM92 206H91V208H92ZM131 206V207H130ZM138 206V207H139ZM158 206V205H157ZM157 206H156V208H157ZM89 207V206H88ZM124 207V208H125ZM150 207V206H149ZM162 207V206H161ZM163 207H165V206H163ZM186 207H184V205H183V207H181V208H184V209H186ZM189 207V208H188ZM200 207V208H199ZM6 208V209H7ZM8 208V209H9ZM90 208V207H89ZM142 208H140V209H142ZM143 208V209H144ZM153 208H155V207H151L150 208V210H148V211H151ZM171 208V207H170ZM170 208L168 209L169 211H171L170 210ZM192 208H193V210H195V211H193L192 210ZM6 209H4V212L6 213L7 211H5ZM143 209H142V211H143ZM159 209V208H158ZM165 210H166V208H164ZM172 209V208H171ZM175 209V208H174ZM177 209V210H178ZM184 209H182V210H180V211H182L181 213H182V216L181 215H178L177 217H178V219L176 218V217H174L175 216V214L176 213H180V211H177L176 209H175V211H177L176 213L174 212V211H171L174 215H173V217L175 218V219H177V220H179V218L180 217H182L184 220H185V218L184 217H186L187 216V214H186V212H183V210ZM185 210V211H187L188 212V210ZM88 210V209H87ZM124 210V209H123ZM126 210H128V209H125V211ZM154 210V209H153ZM152 210V211H153ZM159 210H161V209H159ZM94 211V213H95V210H93ZM208 211H206V213H207V215L209 216L210 214V212H208ZM4 212H2V214L4 213ZM91 212V211H90ZM120 212V211H119ZM122 212V211H121ZM120 212V213H121ZM129 212V213H130ZM145 212V213H144ZM158 212V211H157ZM162 212V211H161ZM166 212H167V210H166ZM165 212V213H166ZM193 212V213H192ZM5 213H4V215H5ZM87 213H89V211L87 212ZM128 213V211H126V214H124V211L121 213V215L123 214V216H121V217H118L119 219H117L118 220V222H120L119 224H118V227L119 226H122V227H119V229H121V232L119 233V232H117L116 231V233H118V234H121V236L120 235H118V239L116 238V241L118 240V247H120V248H114L115 250H119V249H121V250H119V252H121V256H120V258H119V256H118V258H119V261L117 262V261H115L116 259L115 258H113V259H115L114 261L115 262H117V264H178V262L177 261H175L176 259H177V256H178V254H176V253H179V252H177L178 251V249H179V246H177L178 247V249H177V251H176V253L174 252V254L173 253H171L170 252V250H171V248H170V246L172 245V244H174V242L172 243V244H169L170 243V241L172 240V234H171V236L172 237H170V233H172V232H170V233H168L169 231H167L168 229H169V226L170 225H173L174 223H176V225H179V227H181V225L178 223V222H180V220L179 221H177V222H171L172 224H170L168 221H170L169 219L170 218H172L171 216H169L170 218L168 219H165L166 218V216H165V218H163L161 215L163 214H161V213H159V214H161L160 215V217H162L163 218V220H162V218H160V219H158L157 217L159 216V214H158V216L156 217L155 215H154V218H153V216H152V213H155V212H150L151 214H149V212H148V215H146V211H143V212H139L138 211V213L139 214H142L143 213V215L145 214V216H143V215H140V222H142L141 224L139 223V225H140V227H139V225L137 224L136 225V221H133V223L134 222H136L135 223V225L136 226H138L139 228H138V230L140 231V233H147V234H145V235H147V236H149V237H147L148 239H149V241H150V246H152L151 248L152 249H154V251H160V253H159V255L156 257V255H155V257H153V251H152V253L150 252V257H149V253L147 252V251H145V250H147L148 249V251L150 250V246H147V249H144V245H145V243H144V247H142L144 250H142V249H140L141 247L140 246H138V245H140V244H137L138 243V241L136 240V238H137V236H138V234H140V233H135V229H134V227H133V225L134 224H132V220H134V217L131 215V213L129 214H127ZM171 213V214H172ZM178 213V214H179ZM205 213V214H206ZM2 214H0V217H1V215ZM8 214V213H7ZM6 214V215H7ZM92 214V213H91ZM156 214V213H155ZM170 214V215H171ZM183 214L185 215L186 214V216H184L183 217ZM235 214H237V212L235 213ZM86 215H88V214H86ZM97 215V214H96ZM96 215H94V217L96 216ZM120 215V214H119ZM130 215V216H129ZM168 215V214H167ZM177 215V214H176ZM189 215V214H188ZM211 215V216H212ZM89 216H91V215H88V217ZM141 216H143L142 218H143V220H141ZM204 216L205 217H207V218H209V219H207V221H206V219L204 218ZM227 216V215H226ZM97 217V216H96ZM131 217H132V220H131ZM139 217V216H138ZM200 218V219H198V218ZM93 218V217H92ZM136 219H137V217H135ZM181 218V219H182ZM89 220H90V218H88ZM94 219V218H93ZM96 219V218H95ZM164 219L165 220H168V221H166V222H168V229L166 230V228H165V230H166V233L164 234V229H162L161 230V228L164 226V227H166V225L164 224L165 223V221H164ZM173 220V221H176V220ZM188 219H190V215H189V217H188ZM187 219V220H188ZM120 220V221H119ZM161 221V223L162 224H164L162 227L160 226V225H162L161 223H160V221ZM1 221V220H0ZM95 221V220H94ZM138 221V222H139ZM189 221V220H188ZM188 221H186V223L188 222ZM192 222V223H195V222ZM93 222V221H92ZM182 222V221H181ZM180 222V223H181ZM183 222H185V221H183ZM182 222V223H183ZM0 223H2V222H0ZM178 223V224H177ZM186 223H184L185 225H187ZM208 223V222H207ZM206 223V225L208 226V224ZM170 224V225H169ZM198 224V223H197ZM185 225H182V226H184V228L183 229H186V230H188V227L187 226H185ZM211 225H209V228H210V226ZM206 226V227H207ZM160 227V228H159ZM163 227V228H164ZM176 227V226H175ZM175 227H173V229L175 228ZM187 227V228H186ZM197 227V226H196ZM195 227V228H196ZM200 226H198V228H199ZM202 227V226H201ZM135 228H137V227H135ZM172 227L170 226V229H171ZM176 228H178V227H176ZM203 228H205V226L203 227ZM208 228V227H207ZM237 228V227H236ZM169 229V230H170ZM179 229V228H178ZM183 229H181L180 231H186V230H183ZM201 229V228H200ZM95 230V229H94ZM116 230H118V228L116 229ZM161 230V231H160ZM176 230V229H175ZM190 230H188V232L190 231ZM198 230V229H197ZM207 231H209V229H206ZM235 230V231H234ZM120 231V230H119ZM139 231H137V232H139ZM171 231H173L172 229H171ZM177 231V230H176ZM175 231V233H177ZM178 232V233H181L182 234V232ZM210 231H212V230H210ZM97 232V231H96ZM111 233H112V231H110ZM163 232V233H162ZM174 232V231H173ZM187 232V231H186ZM195 232V233H194ZM92 233H93V231H92ZM91 233V234H92ZM110 233V234H111ZM177 233V234H178ZM217 233V234H216ZM13 234V235H14ZM107 234H109V232H107ZM136 234H137V236H136ZM166 234H167V236H166ZM185 234H187V235H189L188 233H185ZM207 234V233H206ZM75 235H76V238H74L75 237ZM93 235H95V234H93ZM93 235H91V236H93ZM141 235V234H140ZM140 235H139V237H140ZM200 235H201V239H200ZM12 236V235H11ZM90 236V235H89ZM88 236V239L90 238ZM97 236V235H96ZM95 236V237H96ZM107 236V235H106ZM112 236V235H111ZM113 236H114V234H113ZM136 236V237H135ZM143 236H144V234L142 235V238H143ZM181 236V235H180ZM32 237V238H31ZM94 237V236H93ZM110 237V236H109ZM171 239H170V238ZM175 237V236H174ZM174 237H173V241H175V239H174ZM18 238H19V240H18ZM96 238H100V237H96ZM114 238V237H113ZM141 238V237H140ZM141 238V239H142ZM146 237H145V240L147 239ZM167 238H169L170 240L168 241V239ZM176 238H179V239H177L176 240V242L179 240V244L180 245H182L183 246V244H185L186 242V239L188 238L186 235H185V237H184V234H183V237L181 236V238L178 236H176ZM84 239V238H83ZM90 239H92V237L90 238ZM138 239V238H137ZM147 239V240H148ZM93 240V239H92ZM92 240H91V242H92ZM112 240H115V239H112ZM140 240V239H139ZM145 240H143V241H145ZM146 240V243L148 242ZM191 240V241H192ZM84 241V240H83ZM102 241V240H101ZM202 241V242H201ZM0 242L1 243H3L1 240H0ZM96 242V241H95ZM98 242V241H97ZM185 242V243H184ZM80 243V242H79ZM79 243H78V245H79ZM89 243H90V240H89ZM94 242H92V244H93ZM98 243H100V242H98ZM116 243V242H115ZM128 243V244H127ZM141 243V242H140ZM143 243V242H142ZM193 243H194V245H193ZM247 243H249V241H247ZM103 244V243H102ZM114 244V243H113ZM169 244V245H168ZM177 244V243H176ZM176 244H175V246H176ZM186 244H189L188 246H190V242L188 243H186ZM186 244H185V246H186ZM3 245H4V243H3ZM96 245L99 247V245L96 243ZM95 245V246H96ZM129 245V246H128ZM147 245H149V244H147ZM250 245V244H249ZM116 246V245H115ZM173 247V246H171V247H173L172 249H175V248H177V247ZM149 247V248H148ZM168 247L170 248V250L168 249ZM6 248V247H5ZM5 248L4 247H2V244L0 245V264H7L6 262H4V260H5V257L6 258H8L7 256H5V254H6V251H5ZM9 248V249H10ZM13 248V249H12ZM67 248V249H68ZM92 248H93V245H92ZM101 248V247H100ZM146 248V247H145ZM185 248V247H184ZM184 248H181V250L183 249V251L184 250H186V249H184ZM187 248V247H186ZM190 248V247H189ZM8 249V248H7ZM96 249H97V247H96ZM258 249V248H257ZM256 249V251H258ZM94 250V249H93ZM101 250L102 249H100V255L102 254L101 253ZM104 250V249H103ZM107 250V249H106ZM8 251V250H7ZM92 251V250H91ZM97 251H98V249H97ZM142 251H143V253H147V256H145V255H143V253H142ZM145 251V252H144ZM151 251V250H150ZM251 251V250H250ZM254 251H255V248H254ZM256 251H255V253H256ZM94 252V254H96L95 252L96 251H93ZM118 252V251H117ZM181 252V251H180ZM262 252V251H261ZM9 253H10V251H9ZM81 253V252H80ZM79 253V254H80ZM104 253V252H103ZM145 253V254H146ZM158 253V252H157ZM263 254H264V252H262ZM261 253V254H262ZM73 254V253H72ZM98 254V253H97ZM110 254V252L108 253V255ZM172 254L173 255H175V257L176 258H173V256H172ZM7 255V254H6ZM9 255V254H8ZM67 255V256H66ZM81 255V254H80ZM91 255V253L89 254V257H91L90 256ZM116 255V254H115ZM79 256V255H78ZM99 256V255H98ZM179 258L178 259H180V258H182V255L181 254H179ZM184 256H183V258H184ZM206 256H211V260H212V258H213V261H215V262H213V263H210V262H208V261H210V259L209 258H207ZM68 257V258H67ZM72 257V256H71ZM71 257H70V259H71ZM107 257V254H106V256H105V254H104V257L103 258H106ZM256 259H255V258ZM78 258V257H77ZM86 258V257H85ZM108 258H110L109 256H108ZM262 258V259H261ZM9 259V258H8ZM73 259V258H72ZM79 259V258H78ZM77 259V260H78ZM83 259V258H82ZM82 259H80V260H78V261H81ZM92 258H90V260L87 262V264H93V260H91ZM110 259H112V254H111V258ZM112 259V260H113ZM173 259V260H172ZM207 259H209L208 261H207ZM40 260V259H39ZM75 260V259H74ZM77 260H75V262L77 261ZM101 260V259H100ZM86 261V260H85ZM93 261V262H92ZM107 261V259H105V262ZM111 261V260H110ZM110 261H107V264H108V262H109V264H111V262ZM114 261H112V262H114ZM172 261H174V263L172 262ZM83 262V260L81 261V263ZM102 262V261H101ZM105 262H103V263H105ZM177 262V263H176ZM212 262V261H211ZM79 264H80V262H78ZM39 264H41V262H39ZM77 264V263H76ZM83 264V263H82ZM98 264V263H97ZM264 264V263H263Z\"/></svg>","mask_w":264,"mask_h":264}]
</instances>
